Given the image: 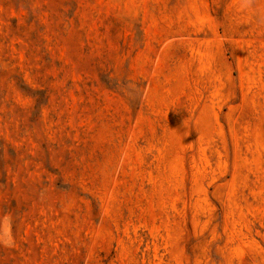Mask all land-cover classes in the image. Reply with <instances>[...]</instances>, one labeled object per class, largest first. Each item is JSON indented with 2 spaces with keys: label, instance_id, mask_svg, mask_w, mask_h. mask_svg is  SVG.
<instances>
[{
  "label": "rangeland",
  "instance_id": "374dc122",
  "mask_svg": "<svg viewBox=\"0 0 264 264\" xmlns=\"http://www.w3.org/2000/svg\"><path fill=\"white\" fill-rule=\"evenodd\" d=\"M0 264H264V0H0Z\"/></svg>",
  "mask_w": 264,
  "mask_h": 264
}]
</instances>
